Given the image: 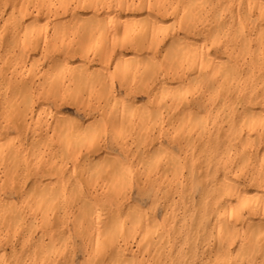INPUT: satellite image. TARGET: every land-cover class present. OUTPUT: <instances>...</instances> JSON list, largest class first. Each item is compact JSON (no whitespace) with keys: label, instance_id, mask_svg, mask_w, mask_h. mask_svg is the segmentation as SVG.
<instances>
[{"label":"clouds","instance_id":"1","mask_svg":"<svg viewBox=\"0 0 264 264\" xmlns=\"http://www.w3.org/2000/svg\"><path fill=\"white\" fill-rule=\"evenodd\" d=\"M0 264H264V0H0Z\"/></svg>","mask_w":264,"mask_h":264}]
</instances>
